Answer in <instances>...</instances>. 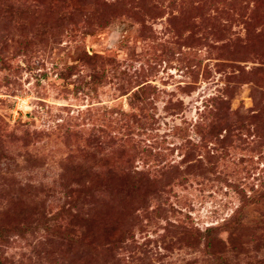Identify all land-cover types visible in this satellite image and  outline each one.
Segmentation results:
<instances>
[{"label":"rangeland","instance_id":"1","mask_svg":"<svg viewBox=\"0 0 264 264\" xmlns=\"http://www.w3.org/2000/svg\"><path fill=\"white\" fill-rule=\"evenodd\" d=\"M0 264H264V0H0Z\"/></svg>","mask_w":264,"mask_h":264}]
</instances>
